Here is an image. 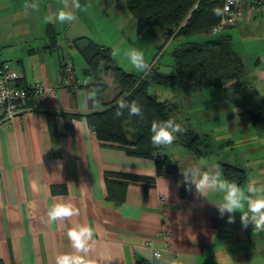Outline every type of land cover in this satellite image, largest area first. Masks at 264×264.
Here are the masks:
<instances>
[{
	"label": "crops",
	"instance_id": "obj_1",
	"mask_svg": "<svg viewBox=\"0 0 264 264\" xmlns=\"http://www.w3.org/2000/svg\"><path fill=\"white\" fill-rule=\"evenodd\" d=\"M35 2L38 10H26V0H0V62L13 65L21 86L44 83L47 87L43 94L32 93L28 109L19 116L5 119L0 110V258L4 263L55 264L57 255L74 252L68 230L89 225L94 243L90 242L88 256L96 264H136L141 259L150 264H264V232L254 231L251 224L243 227L239 212L229 223L228 214L221 216L215 205L223 194L200 196L182 175L193 167L207 171L219 166L225 178L222 163L229 162L247 171L245 187L249 180L264 185V129H257L247 113L264 102V5L246 4L243 21L223 32L232 36L245 61L242 83L253 95L251 106L243 108L236 83L198 86L194 91L185 85L181 96L185 103L165 98L187 105L183 123L175 116L184 129L213 138L211 150L200 156L180 140L166 146L165 164L174 165L166 168L155 158L132 156L118 144L104 143L84 117L74 118L71 129L65 125L67 112L100 110L120 93L113 73L103 66L99 77L104 88L97 87L94 75L86 74L81 42L100 38L113 51L107 42L120 40L127 23L137 28L138 36L147 33L160 43L161 26L139 21L128 6L127 11L120 8V14L114 10L119 3L115 0H79L80 9L67 0L65 10L77 19L46 23V16L63 8L62 0ZM49 25L57 32L54 45ZM116 60L126 70H135L119 57ZM93 89L99 108L88 98ZM50 114L55 117V137ZM212 116L223 122L203 121ZM223 145L233 154L228 157L231 161L212 160L214 149ZM109 172L154 176L156 181L131 182L124 199H118L109 195ZM61 202L73 204L79 215L50 223L49 207ZM157 250L162 252L160 260L154 257Z\"/></svg>",
	"mask_w": 264,
	"mask_h": 264
},
{
	"label": "trees",
	"instance_id": "obj_2",
	"mask_svg": "<svg viewBox=\"0 0 264 264\" xmlns=\"http://www.w3.org/2000/svg\"><path fill=\"white\" fill-rule=\"evenodd\" d=\"M128 9L139 21L152 26H165L167 40L180 36L208 35L201 41H186L175 47L172 51L175 69L172 73H165L153 65L143 74L130 72L122 67L112 56L110 47L87 39L79 45L80 52L87 62V75L96 77L98 88H104L105 82L99 77L103 66L106 71L113 73L120 88V93L113 101L100 110L81 113L67 112L65 125L71 129L74 118H86L104 143L118 144L129 155L155 158L159 151L166 146L154 147L151 143L152 120L176 121V114L181 105L170 99H161L160 89L189 86L195 90L198 86L224 87L236 83L242 90L245 104L251 105L253 95L242 83L245 72V61L235 50L230 34H214L213 28L221 21L222 15L217 16L213 9L219 8L223 12V3L219 0H126ZM51 45L56 41L57 32L52 25L47 29ZM66 73V72H65ZM156 87L155 92L151 87ZM76 99V92L72 90ZM123 98L129 102H137L143 110L144 119L128 115V110L117 117L115 115L118 101ZM245 106V105H244ZM249 107H245L248 109ZM249 118L259 130L264 129V102L256 108L247 111ZM55 117L49 115V124L55 137ZM177 123V121H176ZM180 140L196 155H205L213 146V138L208 133L200 134L193 129H184L177 134L176 142ZM160 167L166 166L164 161H157ZM222 171L229 181H235L244 186L248 173L239 165L229 162L222 163ZM109 195L124 199L126 190L131 182L155 183L154 176L134 174L128 172H109L107 174ZM0 264H5L0 258ZM136 264H150L141 259Z\"/></svg>",
	"mask_w": 264,
	"mask_h": 264
},
{
	"label": "clouds",
	"instance_id": "obj_3",
	"mask_svg": "<svg viewBox=\"0 0 264 264\" xmlns=\"http://www.w3.org/2000/svg\"><path fill=\"white\" fill-rule=\"evenodd\" d=\"M63 8L58 10L55 16H46L45 22L59 21L61 24L67 22L72 23L77 19V16L72 11H66L68 8L67 0H62ZM72 7L80 9L79 0H72ZM27 10H38V4L35 0L31 3L24 4ZM213 13L217 16L223 15L219 8L213 9ZM118 50L112 51V56L115 57ZM127 58L130 64L140 72L149 70V65L145 61L144 54L138 49H131L127 53ZM96 90L93 89L88 98L94 102V107L99 108V101L95 99ZM128 110L129 117L136 116L141 120L144 119L142 107L135 101L129 102L123 98L118 101V107L115 115L117 117L124 114L123 110ZM151 143L154 147H162L171 145L177 138V134L184 132V128L176 123L174 119L168 120H152L151 127ZM184 182L189 185H194L196 192L203 197L209 192L222 193V199L215 203L221 216L228 214V222H234V214L239 212L241 224L247 228L249 224L253 226V230L264 232V185L257 186L256 181L249 180L246 187L237 184L235 181H229L223 177L219 166L214 170L202 171L200 167L185 169L182 172ZM246 207V210H245ZM48 219L50 223L63 221L79 215V210L71 203H54L48 209ZM67 237L71 242V247L74 249L72 253L59 254L55 258V264H96L92 259H89L91 243H94V229L89 225H75L67 232ZM156 260H160V253L154 251Z\"/></svg>",
	"mask_w": 264,
	"mask_h": 264
},
{
	"label": "rangeland",
	"instance_id": "obj_4",
	"mask_svg": "<svg viewBox=\"0 0 264 264\" xmlns=\"http://www.w3.org/2000/svg\"><path fill=\"white\" fill-rule=\"evenodd\" d=\"M115 2H119L117 5V8L115 6V11H118L121 14V9L120 8H125V11H127V3L126 0H115ZM126 14V13H125ZM234 28V27H232ZM162 29V33H161V39H160V43L159 40L156 39L154 40L153 38H150V36H148V34L146 33V36L141 37L138 36L137 33V28L136 27H131V24H127L125 23V34H123V37L120 40L117 39H113L111 42H107L110 43L109 45H113L114 49L118 50V54L116 55V57H119V59H122L123 61H125V63H127L128 68L131 67L130 69H135L129 62L128 58H127V53L129 52V50L131 49H138L140 51L143 52L144 54V58L145 61L148 63L149 67L156 65L158 66L159 70L165 73H172L175 69L174 66V57L172 54V51L175 49V47L183 42H186L187 40L189 41H200L205 39L206 37H199V36H180V37H176V38H170L169 40H167L164 31L166 30L165 26H161ZM229 29V28H228ZM99 40L95 39L96 42L98 43H102V40L100 38H98ZM82 41V40H81ZM83 44V42H81ZM115 57V58H116ZM82 58V57H81ZM79 71V70H78ZM133 72L137 73V74H143L144 72H140L137 71L136 69L133 70ZM157 88L156 87H151V91L155 92ZM185 87H174L172 89H160L159 90V94L161 99H165V98H170V99H175L177 98L178 100L184 101L183 103H185V100L183 99V97L185 94H183L185 92ZM241 94L242 93V90ZM245 91H250L245 90ZM210 97V96H209ZM208 97V98H209ZM244 98V97H243ZM250 103L253 101V98L249 99ZM245 101V98H244ZM246 102V101H245ZM243 105V108L245 109V107H249V104H245ZM181 105L180 111L176 114V118L179 121V123H183V121L185 120V112H186V108H183L187 105L182 106L181 103H179ZM201 102L200 105L201 106ZM251 106V105H250ZM189 107V106H188ZM196 115H199L200 120H202L203 115L201 113H195ZM216 117V116H214ZM213 116L209 119V120H203V121H207L208 124H215L218 125L220 123H222L223 121L219 120L217 122V120H215ZM196 119H194L193 123H195ZM227 145H223L221 147L217 146L214 149V152L212 154V160H227V161H231L230 158L228 157H232L233 154L231 155V152L226 149ZM226 150V151H225ZM224 151V152H222Z\"/></svg>",
	"mask_w": 264,
	"mask_h": 264
},
{
	"label": "built area",
	"instance_id": "obj_5",
	"mask_svg": "<svg viewBox=\"0 0 264 264\" xmlns=\"http://www.w3.org/2000/svg\"><path fill=\"white\" fill-rule=\"evenodd\" d=\"M223 3L221 21L213 28L214 34L223 33L227 28L237 26L243 21L245 5L263 6L264 0H219ZM47 87L44 83H37L32 87L19 84L18 71L9 61L0 62V110L5 119H11L23 114L28 109V101L32 93L43 94ZM156 161L166 160L162 151L155 155ZM162 255L160 250H157Z\"/></svg>",
	"mask_w": 264,
	"mask_h": 264
}]
</instances>
